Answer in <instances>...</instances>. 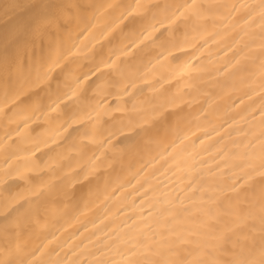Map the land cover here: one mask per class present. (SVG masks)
I'll list each match as a JSON object with an SVG mask.
<instances>
[{
	"label": "bare ground",
	"instance_id": "6f19581e",
	"mask_svg": "<svg viewBox=\"0 0 264 264\" xmlns=\"http://www.w3.org/2000/svg\"><path fill=\"white\" fill-rule=\"evenodd\" d=\"M135 2L41 0L42 7L36 10L32 7L36 0H20L19 4L0 0V58L14 54L16 44L8 45L9 37L19 28L16 43L21 44L38 11L51 14L60 3L98 6L87 10L89 30L83 31L87 25L81 23L68 41L67 46L75 45L81 54L69 57L55 70L53 90L56 82L66 81L61 86L70 91L75 79L93 67L87 56L103 52L106 58L125 43L136 41L138 45L132 55L121 56L125 61L122 75L114 71L109 75L105 70L100 79L94 76L85 82L87 100L80 111L89 115H82L66 132H61V124L75 107L63 113L37 111L33 119L37 100L48 102L45 84L27 90L0 112V200L19 196L14 204L21 209L19 219L32 218L12 241L9 255L13 259L27 261L53 236L55 242L48 244L46 255L37 259L79 258L88 264L94 252L105 253L101 258L113 264L161 259L148 252L151 246L166 258L198 255L207 264H224L241 251L231 244L226 246L230 251H223L219 238L228 225L236 227L237 217L227 214L234 189L244 192L248 186L243 178L252 171L249 165H259V11L247 22L249 8L238 9L227 21L230 10L214 9L206 18L178 22L173 25L175 35L186 47L158 61L172 47L156 39L163 29L141 43L139 32L150 18L119 22L123 8L115 6ZM139 2L151 5L166 0ZM200 2L255 6L260 0ZM109 3L114 6L103 7ZM129 82L135 85L132 94L121 95L123 88L115 85ZM98 87L103 91L97 93ZM129 116L144 127L171 126L173 131L154 144H142L135 155L110 153L101 163L96 159L99 145L92 138ZM137 139L120 137L115 143L124 141V148ZM181 139L183 143H177ZM253 194L249 188L247 197ZM3 223L0 217V226ZM246 243L258 247L260 233L252 232ZM4 248L0 243V258H5ZM52 249H57L59 257L47 256Z\"/></svg>",
	"mask_w": 264,
	"mask_h": 264
},
{
	"label": "snow or ice",
	"instance_id": "6c2138e0",
	"mask_svg": "<svg viewBox=\"0 0 264 264\" xmlns=\"http://www.w3.org/2000/svg\"><path fill=\"white\" fill-rule=\"evenodd\" d=\"M10 3L19 4L20 0H10ZM114 5L106 4L104 8H112ZM36 10L41 9V0H36V3L32 5ZM98 6L95 4H73L67 5L60 3L54 6V11L51 14L45 12H39L35 15L31 22L30 27L26 30L24 38L21 44H17V36L20 31L9 37L7 44H16L14 54L5 55L0 58V86L4 90V103L0 104V112L4 111V108L9 104H15L16 101L23 96L27 90L31 88H37L41 84H45V92L48 102L45 104L41 100H37L33 107V119H35V112H58L63 113L66 110H70L75 107V111L71 112V115L67 116L61 124V132L68 131L72 124L81 118L82 115H89L87 112L81 113L80 109L83 108L87 100V90L83 87L87 80L92 79L94 76L97 79L101 78V75L105 70H108V74L115 72L117 75H122V65L125 61L121 60V56H130L138 46L136 41L131 44L125 43V45L119 50H111L110 54L105 58L103 52L96 53L92 56H87V59L92 60L93 67L85 74L78 76L74 81V86L70 91H64L62 83L66 81L56 82L55 89L52 88L53 74L56 69L69 59V57L79 56L81 49L73 45L68 47V41L70 40L73 32L79 29L81 23L87 25L86 13L89 8L96 9ZM115 7H122L123 11L120 13L119 22L123 23L131 18V21H135L137 17L143 20H149L147 27H142L139 32L140 42L147 39L153 32L160 31V35L156 37L161 42V45L168 48L167 53H161L157 58L159 60H167L168 55L172 51H182L186 44L181 42V39L175 35L173 25L177 23H184L189 18H195L200 20L208 17L213 13L214 9H224L228 11L225 16V21L235 14L238 9L249 8L251 11L245 17V21L253 15L255 11H259V25L261 28L260 34V94H261V107L259 110L260 116V132L258 136L259 141V165H249L252 171L248 172L243 178L242 183L247 185L244 192H240L236 189L235 196L231 200V211L227 212L228 215L237 217L235 221L236 227L231 225L227 226V232L219 238L220 247L223 251H230L226 246L231 244L233 247L240 249L239 255L231 260L225 261L224 264H264V0H260L258 5L247 4H218V3H204L200 0H186L184 3L166 2L163 4H141L139 0L135 3L127 6L116 5ZM73 8L76 11L69 12L68 9ZM2 18V17H0ZM91 25H87L83 31L87 32ZM86 38V37H85ZM7 46V45H6ZM87 51V50H84ZM119 61V63H118ZM72 63H77L73 60ZM95 82V81H94ZM108 86H112L109 82ZM115 86L122 87L123 92L121 95L129 96L135 87L134 83H118ZM103 88L98 87L96 92H102ZM50 94V95H48ZM55 97L54 99L52 97ZM63 106V107H61ZM103 103L99 107H103ZM17 108L20 105H16ZM117 111L122 109L117 108ZM55 117L54 119H58ZM180 119L178 116L176 127L178 128ZM173 131L172 127H165L163 129L156 127H144L140 121L135 120L129 116L127 118H119L118 124H114L107 130H101L100 137H93L92 141L98 143L99 152L96 154V159L101 163L103 160L109 159L108 154H120L128 153L135 155L142 150L143 145H151L158 141L163 135L167 136ZM247 135V133H245ZM102 137V138H101ZM120 137H136L135 142L126 145L121 148L120 143H115ZM177 143L182 144L183 140H179ZM203 143V141H201ZM255 144V141L252 142ZM86 148L87 145H84ZM170 148L172 145L169 146ZM35 151V149L33 150ZM168 149H165L167 152ZM94 167H99L95 165ZM12 173H6V176H11ZM257 177L259 179H257ZM252 189L253 197L249 199L247 197L248 189ZM64 196L70 195L68 192L63 193ZM19 196L5 198L0 200V217H3L4 223L0 226V243L5 245V258H0V264H86L84 260L79 258L72 259H37L38 256H45L48 244L55 242V236L49 238L46 244L36 248L31 257L27 260L13 259L10 257V247L12 241L19 230H23L26 224L31 222V217L21 221L19 215L21 213L20 208H14V204L19 199ZM242 205H246L243 207ZM217 223H221L219 217L216 218ZM260 233V244H248L252 232ZM254 239V237H253ZM92 242L91 239L89 241ZM66 245H60L58 247L63 248ZM86 247V245H83ZM148 252L152 255H161V259L147 260L144 262L135 261L129 262V264H207L206 261L199 258L198 255H193L192 259L180 256L178 259L166 258L156 248L149 246ZM55 254L59 257L57 249H52L51 252H47V256L51 257ZM72 255H76L73 250ZM105 253L94 252L91 261L88 264H113V261L106 260L103 257ZM213 264L218 262L213 261Z\"/></svg>",
	"mask_w": 264,
	"mask_h": 264
}]
</instances>
